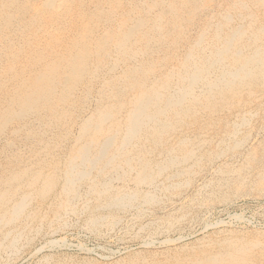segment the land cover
<instances>
[{
    "label": "bare ground",
    "instance_id": "1",
    "mask_svg": "<svg viewBox=\"0 0 264 264\" xmlns=\"http://www.w3.org/2000/svg\"><path fill=\"white\" fill-rule=\"evenodd\" d=\"M252 190L264 0H0V264L73 215L95 234L147 215L153 238ZM167 250L105 264H264V231Z\"/></svg>",
    "mask_w": 264,
    "mask_h": 264
},
{
    "label": "rangeland",
    "instance_id": "2",
    "mask_svg": "<svg viewBox=\"0 0 264 264\" xmlns=\"http://www.w3.org/2000/svg\"><path fill=\"white\" fill-rule=\"evenodd\" d=\"M257 138L258 137H256V139ZM250 148H252V150L256 149L257 144H252ZM236 192L232 197L233 199L227 201L226 203L215 204L209 210H199L198 218L187 219L185 220L186 223L183 221L180 224V227L182 228L156 235L155 237L157 239L155 237L150 238L145 234L140 236L134 235L138 231L139 225L145 224V222L146 224L152 222V217L147 215H143L141 218L135 219L133 212H129L124 221L121 222L119 226L117 225L113 231L105 229L101 234H95L92 231V233H90V230L84 228L81 219L82 217L80 215H73L74 217H68V225H66V227L62 226L56 230L57 232L48 233L43 238L37 239L35 241L36 244L34 249L32 250V248H27L25 251L23 250L24 253L22 252L20 255L21 258L19 257L13 264H38L40 262H44V258L47 255L52 257L53 260H49L48 263L44 262L45 264H53L54 260H57V258L70 264L113 263L118 261V259H124L127 255L129 256L130 254L138 251H158V253H162L167 249L170 250L178 248L182 245L192 244L201 238L212 234L214 235L223 229H236L237 231H244L246 233L261 229L264 231V194L257 193L256 190H252L246 195H242L241 192L238 194L239 191ZM191 193L192 188L187 191V193H184L182 197H175L173 203L165 206V208H163L159 213L163 214L166 211L174 210L182 203L186 202L189 199L188 195ZM78 216L80 218H78ZM128 223L133 225L128 227ZM208 232L210 234H208ZM197 236L201 237L198 238ZM172 239L175 241H172ZM50 240H58V242L53 245H44L45 247L40 251L36 253L34 252V250L36 251L37 248L39 249L43 244ZM151 240L154 241L149 242ZM114 259L115 261H113Z\"/></svg>",
    "mask_w": 264,
    "mask_h": 264
}]
</instances>
